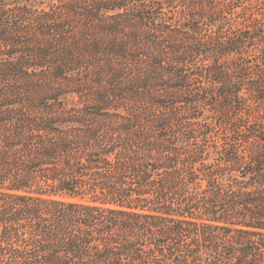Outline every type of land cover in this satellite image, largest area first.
Segmentation results:
<instances>
[{"label":"trees","instance_id":"trees-1","mask_svg":"<svg viewBox=\"0 0 264 264\" xmlns=\"http://www.w3.org/2000/svg\"><path fill=\"white\" fill-rule=\"evenodd\" d=\"M7 1L0 264H264V0Z\"/></svg>","mask_w":264,"mask_h":264},{"label":"rangeland","instance_id":"rangeland-1","mask_svg":"<svg viewBox=\"0 0 264 264\" xmlns=\"http://www.w3.org/2000/svg\"><path fill=\"white\" fill-rule=\"evenodd\" d=\"M6 3H11L13 4L12 7H14V3H17V6L16 8L18 7H22V8H19L17 9L16 11V19L18 22H21V21H29L31 20L30 16H21L20 14L21 13H32V12H37V11H40V10H43V9H48V6L49 5H52V4H58L59 1L58 0H8ZM74 6H77V7H85L84 4L82 3H75ZM20 12V14H18ZM70 21V20H69ZM76 21H79V23L81 24L82 20H76ZM71 25L72 22L70 21ZM82 25V24H81ZM31 33V31L29 32ZM78 100V97L76 95H71L70 98L68 99L69 101V104L70 105H74L76 104Z\"/></svg>","mask_w":264,"mask_h":264}]
</instances>
